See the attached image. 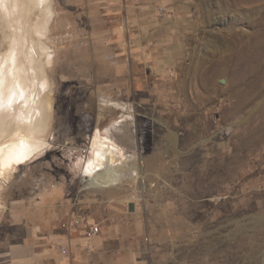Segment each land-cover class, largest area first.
<instances>
[{
	"label": "rangeland",
	"instance_id": "374dc122",
	"mask_svg": "<svg viewBox=\"0 0 264 264\" xmlns=\"http://www.w3.org/2000/svg\"><path fill=\"white\" fill-rule=\"evenodd\" d=\"M13 46L26 93L0 139L46 145L0 178V264L18 213L59 187V211L101 228L82 264H264V0H0L1 66ZM96 129L139 157L136 185L124 166L84 189Z\"/></svg>",
	"mask_w": 264,
	"mask_h": 264
},
{
	"label": "bare ground",
	"instance_id": "6f19581e",
	"mask_svg": "<svg viewBox=\"0 0 264 264\" xmlns=\"http://www.w3.org/2000/svg\"><path fill=\"white\" fill-rule=\"evenodd\" d=\"M46 7L43 8V10L45 9V12H43V19H45V23H48L50 17H47L48 12H46ZM34 48L37 54L39 51L43 52V59L41 61L42 65H31L33 72H38L40 70L43 71L45 65H52L54 54L47 44H45L43 50H37V46ZM32 52L33 51L31 50L30 53L32 54ZM11 54L12 55L8 54L4 58L2 66L0 65V106L5 107H7V101L11 99L12 103L13 101H18L20 98L22 99L23 94L26 93V90H24L25 85L23 84H27V82L21 77V72L16 71V69H22V64L20 68L18 67L20 65H16L17 63H15V65H10L11 63L9 62L11 56L19 55L15 46H13ZM27 57L29 56L27 55ZM256 57L258 58L259 56ZM23 65L26 67V64ZM12 69H15V71L11 72ZM9 70L10 72H8ZM250 70L251 65H249L247 72L249 73ZM43 74L44 71L41 75ZM254 76V84L258 79L263 81L264 71L254 74ZM36 85H38V83ZM10 94L11 96H9ZM28 96H32L31 86ZM21 99L19 101L20 106H22ZM5 130L6 129L1 126L0 133L5 132ZM36 133L38 132L35 130L20 126L10 132L5 138L0 139V178L14 168L25 164L46 145V141ZM85 158V162L83 161L84 166L82 168V177L86 180L84 189L93 186H99L102 189L115 186L118 184V179L121 178V176L118 175V171L124 166H127L129 171L125 174L128 176L126 177L127 183H130L132 186L138 183L139 168L137 164L139 157L130 153L119 142L108 136L102 135L98 129H96L90 136Z\"/></svg>",
	"mask_w": 264,
	"mask_h": 264
},
{
	"label": "crops",
	"instance_id": "0c3cea01",
	"mask_svg": "<svg viewBox=\"0 0 264 264\" xmlns=\"http://www.w3.org/2000/svg\"><path fill=\"white\" fill-rule=\"evenodd\" d=\"M61 192V187L47 191L41 202L18 213L22 235L20 242L7 253L9 261L14 260L15 264H82V234L74 229L65 230L59 224L70 212L69 209L58 210ZM67 240L71 257L61 255L57 248L58 242Z\"/></svg>",
	"mask_w": 264,
	"mask_h": 264
},
{
	"label": "built area",
	"instance_id": "2783aa9c",
	"mask_svg": "<svg viewBox=\"0 0 264 264\" xmlns=\"http://www.w3.org/2000/svg\"><path fill=\"white\" fill-rule=\"evenodd\" d=\"M60 227L65 230H78L82 234V237L87 241L92 240L101 233L100 225L94 221H90L88 218L82 216L76 210H70L68 218L60 221ZM58 251L63 256L69 255L68 240L66 242L57 243Z\"/></svg>",
	"mask_w": 264,
	"mask_h": 264
},
{
	"label": "water",
	"instance_id": "95a60500",
	"mask_svg": "<svg viewBox=\"0 0 264 264\" xmlns=\"http://www.w3.org/2000/svg\"><path fill=\"white\" fill-rule=\"evenodd\" d=\"M221 82H223V79H221Z\"/></svg>",
	"mask_w": 264,
	"mask_h": 264
}]
</instances>
